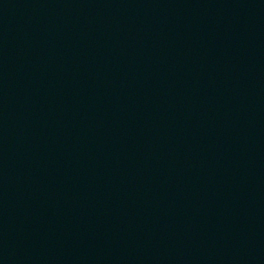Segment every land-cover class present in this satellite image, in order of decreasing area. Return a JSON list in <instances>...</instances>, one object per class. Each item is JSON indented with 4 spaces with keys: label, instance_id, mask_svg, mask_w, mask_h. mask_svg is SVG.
Returning a JSON list of instances; mask_svg holds the SVG:
<instances>
[{
    "label": "water",
    "instance_id": "95a60500",
    "mask_svg": "<svg viewBox=\"0 0 264 264\" xmlns=\"http://www.w3.org/2000/svg\"><path fill=\"white\" fill-rule=\"evenodd\" d=\"M0 264H264V0H0Z\"/></svg>",
    "mask_w": 264,
    "mask_h": 264
}]
</instances>
